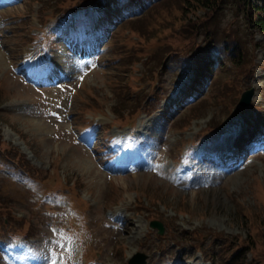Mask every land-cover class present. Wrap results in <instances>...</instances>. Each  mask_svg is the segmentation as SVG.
I'll list each match as a JSON object with an SVG mask.
<instances>
[{
  "label": "rangeland",
  "instance_id": "374dc122",
  "mask_svg": "<svg viewBox=\"0 0 264 264\" xmlns=\"http://www.w3.org/2000/svg\"><path fill=\"white\" fill-rule=\"evenodd\" d=\"M98 1L0 0V240L28 238L13 242L18 262L0 252V264H51L57 257L70 263V230L80 240L75 256L80 251V261L96 264H129L138 253L145 264H204V258L231 264L239 254L244 264H264V145H246L243 164L213 180L196 156L231 127L228 146L252 135L264 143V37L230 3L208 11L184 0H107L85 10L91 14L85 53L102 56L105 69L72 60L70 44L49 33L46 57L56 72L73 75L45 81L38 72L27 79L20 63L47 15ZM130 4L137 9L123 14ZM209 42L221 51L214 60ZM201 52L206 56L191 64L189 56ZM90 66L87 79L78 80ZM251 87L252 105L237 110ZM94 120L100 135L87 130ZM130 123L150 135L139 136L132 155L105 150L106 137ZM197 141L193 156L179 161L183 147ZM11 165L24 171L22 182L7 178ZM44 196L54 208L40 203ZM114 212L126 218L118 229L109 219ZM152 220L163 223L162 234Z\"/></svg>",
  "mask_w": 264,
  "mask_h": 264
},
{
  "label": "trees",
  "instance_id": "16d2710c",
  "mask_svg": "<svg viewBox=\"0 0 264 264\" xmlns=\"http://www.w3.org/2000/svg\"><path fill=\"white\" fill-rule=\"evenodd\" d=\"M184 2L198 4L202 8H208V11L221 8L224 4L230 3L237 15H241L245 19L246 26L251 32L258 31L264 35V0H184ZM185 5V8H188L187 4ZM218 87H216V91L220 92ZM16 154L14 155L16 156ZM242 256V254H239L237 257L230 259L231 264L237 259L241 261L238 264H244L245 260Z\"/></svg>",
  "mask_w": 264,
  "mask_h": 264
},
{
  "label": "bare ground",
  "instance_id": "6f19581e",
  "mask_svg": "<svg viewBox=\"0 0 264 264\" xmlns=\"http://www.w3.org/2000/svg\"><path fill=\"white\" fill-rule=\"evenodd\" d=\"M229 129H232L233 131L231 132V134H234L235 128H233V127L227 128L226 131H223L221 133L218 141L214 142V144L212 146H209L207 148L203 147L202 152L199 154L201 160L206 159V162L202 163V165H200V170L205 171L206 173L208 172L209 176L212 180H213V177H217L218 175H222L224 172V170L221 169V167H219V165L221 164V160L219 159V155L221 154L223 148L226 146V144L228 142V138L231 135V134L226 135V132H228ZM237 166H239V165H237Z\"/></svg>",
  "mask_w": 264,
  "mask_h": 264
},
{
  "label": "water",
  "instance_id": "95a60500",
  "mask_svg": "<svg viewBox=\"0 0 264 264\" xmlns=\"http://www.w3.org/2000/svg\"><path fill=\"white\" fill-rule=\"evenodd\" d=\"M253 95H254V89L253 88H250V89L244 91L241 95V98H240V102H239L240 106L247 107L251 103V99H252ZM150 224L153 227H158L160 233L163 232V226H162L161 222L154 220V221H151ZM137 257L139 259L136 260V262L132 261L131 264H143L144 263V255L143 254H138Z\"/></svg>",
  "mask_w": 264,
  "mask_h": 264
},
{
  "label": "snow or ice",
  "instance_id": "6c2138e0",
  "mask_svg": "<svg viewBox=\"0 0 264 264\" xmlns=\"http://www.w3.org/2000/svg\"><path fill=\"white\" fill-rule=\"evenodd\" d=\"M232 131V129H229L228 132H226V135L231 134Z\"/></svg>",
  "mask_w": 264,
  "mask_h": 264
}]
</instances>
